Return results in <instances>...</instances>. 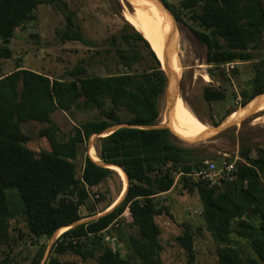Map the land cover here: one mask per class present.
Segmentation results:
<instances>
[{
	"label": "trees",
	"instance_id": "trees-1",
	"mask_svg": "<svg viewBox=\"0 0 264 264\" xmlns=\"http://www.w3.org/2000/svg\"><path fill=\"white\" fill-rule=\"evenodd\" d=\"M163 1L173 10L166 0ZM180 2L181 9L189 13L197 25L193 30L207 49L209 64L220 66L253 60L252 48H259L264 43L262 0ZM42 3L67 11V24L62 34L65 41L95 45L84 36L75 20L76 13L69 9L65 0H0V37L8 42L18 27L35 18ZM175 15L178 20L183 19L179 12ZM140 43L146 47L147 55ZM110 44L120 53L119 58L126 68L130 69L147 57L152 63L140 72L106 76L83 75L87 69L79 66L71 72L75 77L70 81L52 79L23 66L0 75V246L9 242L10 218L23 217L37 237H52L82 219L80 207L89 198L88 187L97 186L117 173L86 155L82 174L77 177L75 161L80 145L92 134L103 133L120 123L156 124L160 115L159 99L167 87V76L150 41L127 22L122 33L111 37ZM11 55V49L0 44V58ZM256 68L251 88L241 91V106L264 93V60H260ZM221 75L225 79V74ZM204 96L208 101L225 99L223 92L210 87L204 89ZM72 107L96 108L105 118L75 125L68 139L61 140L52 114L57 109L70 111ZM123 112L130 117L124 120ZM232 112L229 110L227 115ZM29 121L50 123L41 130V135L48 139L51 150L37 155L27 148L28 136L23 131V124ZM98 151L102 162L118 165L128 175L126 195L104 215L62 232L52 253L62 255L72 251L84 259H96L97 264H129L119 251L113 249V241L106 240L114 222L128 210L133 219L131 225L137 230L130 234L136 256L142 264H163L161 227L155 217L167 209L157 207L155 199L170 191L176 175L180 174L183 185L196 187L199 191L206 229L218 244L217 264H264L263 149L258 148L256 156L243 149L245 161H238L232 177L220 179V184L190 176L189 173L204 160L197 154L196 147L181 144L165 127L119 128L99 137ZM234 237L243 240L254 256H244L232 245ZM177 240L188 254L187 264H195V235L189 226H185ZM41 256L42 253L32 264H40ZM50 264H59L58 258H51Z\"/></svg>",
	"mask_w": 264,
	"mask_h": 264
},
{
	"label": "rangeland",
	"instance_id": "rangeland-1",
	"mask_svg": "<svg viewBox=\"0 0 264 264\" xmlns=\"http://www.w3.org/2000/svg\"><path fill=\"white\" fill-rule=\"evenodd\" d=\"M65 1L69 9L76 13L75 20L82 28L84 36L94 41L95 45L87 46L79 41H65L62 34L67 24V11L49 3H42L35 12V18L27 20L18 27L14 37L8 42L0 37V44H6L12 51L10 57L0 58V75L8 74L18 66H23L46 74L52 79L70 81L75 77L71 72L79 66L87 69V73L83 75L106 76L129 71L140 72L152 63L147 57L134 63L130 69L126 68L119 58L120 53L110 44L111 37L122 33L127 22L139 30L126 16L128 12H135L137 8L126 3L125 0ZM166 1L173 8L172 16L177 19L175 12H179L183 18L175 22L176 35L179 36L178 55L181 70L176 77L177 81L174 80L169 89L166 87L160 96V115L154 126L163 127L169 124L174 107L181 105L189 115L194 116L205 126L217 129L193 142L191 140L198 137L184 139L180 135H173L181 144L196 147L200 158L212 160L220 167L224 160L235 162V165L238 161H245L242 155L243 149H248L252 156H256L258 148L264 150V108L263 110L257 108L254 111L251 109L264 104V95H262L264 93L257 95L256 97L259 96L257 99L254 97L245 106H241L243 101L241 91L251 88L250 83L257 73L256 64L264 60V43L259 48H252L253 60L220 66L209 64L207 49L193 30L197 25L190 19V14L181 9L180 0ZM262 1L264 3V0ZM167 14L165 12V19L171 21V14H168L169 16ZM160 27L167 33L163 24L160 23ZM119 46L124 47L122 43L121 45L119 43ZM151 46L156 51L152 43ZM140 48L147 55L143 43H140ZM222 73L225 74V79ZM206 87L223 92L225 99L208 101L204 96ZM173 96L176 99L168 115L170 97ZM108 105L109 103L107 107ZM247 109L251 111L240 117L239 121H230L240 111ZM229 110L233 112L227 115ZM129 117L128 113H122L124 120ZM101 118L105 117L96 108L72 107L70 111L57 109L52 114V120L58 127L57 135L61 140L68 139L75 125ZM215 122L219 124L215 125ZM49 125L50 123L38 121L23 124V131L28 136L25 145L37 155L42 151L51 150L48 139L41 135V130ZM102 135L104 136V133ZM91 146L96 150L94 155L91 153ZM98 149L99 137L96 133L80 145L79 155L75 161L77 177L82 174L86 155L95 160L100 159ZM123 182L117 172L99 185L88 187L89 198L80 207L81 221H89L107 211V207L121 194ZM215 184L220 183L217 181ZM155 202L157 207L165 206L167 209L155 217L161 227L163 264H187L188 254L177 240L184 233L185 226H189L195 235V264L218 263V244L206 229L201 214L202 203L196 187L189 188L183 185L180 174H177L173 188L157 197ZM132 220L127 210L109 229V237L106 240L109 243L110 240L113 241V249L119 251L129 264H142L130 243V234L137 232L131 225ZM9 223V242L0 246V264H32L41 253L40 264H50L53 257L58 258L59 264H97L96 259H84L72 251L62 255L52 253L56 240L62 234L61 230L52 237H37L30 231L23 217L10 218ZM232 245L240 249L244 256H254L243 240L234 237Z\"/></svg>",
	"mask_w": 264,
	"mask_h": 264
},
{
	"label": "bare ground",
	"instance_id": "bare-ground-1",
	"mask_svg": "<svg viewBox=\"0 0 264 264\" xmlns=\"http://www.w3.org/2000/svg\"><path fill=\"white\" fill-rule=\"evenodd\" d=\"M125 2L131 4L134 8H137L135 12L127 13L126 15L127 19L135 27H137L140 31L144 33L146 38L156 47V52L160 57V59L163 60L164 57L163 42L166 32L161 29L160 23L163 24L166 31L168 32L172 27L173 19L171 18V21L166 20L164 17L165 11L162 10L156 2L154 4L153 0H125ZM176 36H177L176 41L173 43L172 46L173 48L171 51L170 64L174 75L177 77L181 70V62H179L180 59L178 55L179 36L178 35ZM257 108L259 109L261 108V110H263L264 104H260L251 110L254 111ZM251 110L247 109L240 111V113H238L233 118H231L230 121L231 122L234 120L239 121L240 117L247 115L248 112ZM171 113H172L171 121L169 122V124L167 123L166 124L170 126L176 133H178V135H180L184 139L185 138L190 139L193 138L194 136L201 137V136L209 135L211 132H215L217 130L216 128L211 129L210 127L205 126L201 121L196 119L194 116L189 115L181 105H176L173 109V112ZM91 153L93 155L96 153V150L93 146H91ZM113 168L119 173L121 178L124 180L123 182L124 186L121 194L117 197L116 201L108 209L112 208L117 202L121 200L125 190L127 189V183H128L125 172L117 166H113ZM67 229L68 227L61 229V233L66 231Z\"/></svg>",
	"mask_w": 264,
	"mask_h": 264
},
{
	"label": "water",
	"instance_id": "water-1",
	"mask_svg": "<svg viewBox=\"0 0 264 264\" xmlns=\"http://www.w3.org/2000/svg\"><path fill=\"white\" fill-rule=\"evenodd\" d=\"M153 1H155V2L159 5V7H160L162 10H164L166 13H168L169 15L171 14V9L167 7V5L164 3L163 0H153ZM170 16H171V18L173 19V24H172L171 29H170V30L165 34V36H164V42H163V56H164V57H163V60H161V59L159 58V56L157 55L158 58L160 59L161 63H162V69L165 71L166 76H167V89H169V88L171 87L172 82H174V80L177 81V78H176V76L174 75V73H173V71H172V68H171V64H170L171 51H172V48H173L172 46H173V43H174L175 40H176V25H175V22H177V19H176L174 16H172V14H171ZM152 48H153V47H152ZM153 50L155 51L154 48H153ZM155 52H156V51H155ZM156 54H157V53H156ZM175 99H176L175 96L170 97L171 105H170L169 110H168V115L170 114V109H171V107L173 106ZM122 127H140V128H145V129L156 128V126H154V125H134V124H130V123H120V124H115V125L110 126V127L107 128V130L104 131L103 133L109 134V133H112V132L116 131V130L119 129V128H122ZM163 127L168 128V129L171 131V133H172L173 135H175V136H179V135H178L176 132H174V131H173L168 125H165V126H163ZM96 136L101 137V136H103V135H102V133H96ZM201 137H202V136H201ZM201 137H198V138L193 139V140H191V141H192V142H193V141H196V140L200 139ZM91 158H92V157H91ZM92 159H93V158H92ZM93 160H94V159H93ZM94 161H96V160H94ZM96 162L99 163V164H101V165H103V166L110 167V168H112V169H114L113 166H117V167L121 168V167L118 166V165L104 163V162H102L100 159H99V161H96ZM121 169L124 171L123 168H121ZM124 172H125V171H124ZM125 174H126V172H125ZM126 177H127V182H128V183H127V189H128V186H129V177H128L127 174H126ZM127 189L125 190V192H124V194H123V197L121 198V200H120L119 202H121V201L124 199V197H125V195H126V192H127ZM119 202H117L112 208L108 209L107 211H105L104 213H102V214H100V215H98V216H95V217L92 218V219H96V218H98V217L104 215L105 213L109 212V211L112 210V209H113V208H114ZM92 219H91V220H92ZM80 223H82L81 220L76 221V222H74L73 224L68 225V229H69V228H72V227H74L75 225L80 224Z\"/></svg>",
	"mask_w": 264,
	"mask_h": 264
},
{
	"label": "built area",
	"instance_id": "built-area-1",
	"mask_svg": "<svg viewBox=\"0 0 264 264\" xmlns=\"http://www.w3.org/2000/svg\"><path fill=\"white\" fill-rule=\"evenodd\" d=\"M235 169V162L224 160L219 167L212 160L206 159L189 174L196 180H206L214 184L222 178L232 177Z\"/></svg>",
	"mask_w": 264,
	"mask_h": 264
}]
</instances>
